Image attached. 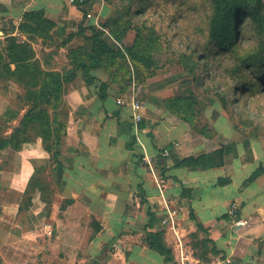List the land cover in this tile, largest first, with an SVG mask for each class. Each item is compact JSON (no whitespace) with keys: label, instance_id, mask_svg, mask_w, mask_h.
<instances>
[{"label":"crops","instance_id":"crops-1","mask_svg":"<svg viewBox=\"0 0 264 264\" xmlns=\"http://www.w3.org/2000/svg\"><path fill=\"white\" fill-rule=\"evenodd\" d=\"M101 1L90 0L80 8L71 0H0L2 98L12 100L14 92L26 93L22 85L1 74L9 63L7 40L17 37L31 42L20 31L28 12H43L55 24L52 40L31 42L34 59L46 72L73 75L65 84L62 105L68 106L72 117L62 139L59 162H50L52 186L58 211L65 200H72L95 228L91 225L86 247L65 264H264V175L247 182L264 164V156L243 158L234 152L225 156L222 167H175L179 160L212 151L201 150L190 126L156 104L141 107L143 120L137 129L134 97L119 99L108 75L93 69L91 74L108 87V97L102 101L99 88L89 86L81 69L74 68L69 52L79 48L91 53L90 29H99V19L111 13ZM81 24L85 31L77 35ZM118 101L124 102L118 105ZM11 133L5 129L0 137ZM165 152H169L167 157ZM51 158L52 153L34 145L22 151L9 148L0 154L2 264H40L51 256L66 260L62 255L65 248L60 244V248H52L46 236L48 224L38 216L43 209L21 210L24 195L42 164L40 159L46 163ZM220 178L229 182L220 185ZM233 205L237 206L235 218L229 214ZM198 222L204 226L200 236L209 242L211 258L207 262L196 257L183 241L188 229L198 231ZM154 232H163L172 262L148 247L146 239ZM213 249L217 254L211 253Z\"/></svg>","mask_w":264,"mask_h":264},{"label":"rangeland","instance_id":"rangeland-1","mask_svg":"<svg viewBox=\"0 0 264 264\" xmlns=\"http://www.w3.org/2000/svg\"><path fill=\"white\" fill-rule=\"evenodd\" d=\"M132 1L104 0L111 8V13H108L107 18L99 19L98 23L99 30L105 33L106 42L113 49L123 52L122 57H116L111 64H106L110 75L108 83L111 89L116 90L119 99L130 100L134 97L141 106L152 103L166 109L169 100L184 98L187 100L185 115L192 124L190 128L200 140L198 144L201 150L224 148L231 154L235 152L237 157L240 155L247 158L252 154L264 156V94L256 93V97L247 100L246 104H238L235 112L226 111L222 104L221 95L232 85L226 70L233 65L235 59L228 54L212 56V68L207 66L199 80L194 79V61L189 56L194 52L192 44L195 43L200 45L197 52L207 51L211 14L208 0H134V4ZM249 2L255 4L256 0ZM98 3L102 1L99 0ZM133 12L140 13L133 16ZM249 25L246 22L243 49L234 46L231 39L229 46L233 57H246L250 52L257 51L261 41L264 42V37L253 32V29L247 30ZM129 49L131 52H128ZM207 62L202 63V66L208 65ZM73 66L76 67L74 62ZM71 76L68 75L67 78ZM1 98L2 95L0 119L3 123H0V132L5 129L12 132L22 130L20 123L30 108L27 96L14 92L12 100L7 96ZM56 102L53 101V104H57ZM64 105L58 112L68 127L72 116L68 106ZM39 106V110L50 115L51 108L44 100L39 101ZM240 112L248 115L240 117ZM247 118L252 120V124ZM46 122L47 119H43V124ZM67 127L66 130L63 129V135L67 133ZM255 127L259 128L255 134L263 138L250 136L249 131ZM24 137L27 141L23 148L34 145L46 151V145H50V142L44 141L47 138L46 130L40 125L30 127L25 135L21 134V138ZM56 152L52 153V158L46 163L40 159L42 164L24 195L26 210H44L38 216L48 224L46 236H49L52 248H60L59 244L65 248L62 255L66 260L51 256L40 264L73 262L79 249L85 248L90 239L91 225L95 228L94 222L84 216L83 208L75 206L72 200H65L59 205L58 211V197L52 186L50 166ZM59 215L63 219H59ZM200 232L188 229L183 241L196 257L209 260L211 257L206 250L210 248L206 245L208 240L200 236Z\"/></svg>","mask_w":264,"mask_h":264},{"label":"trees","instance_id":"trees-1","mask_svg":"<svg viewBox=\"0 0 264 264\" xmlns=\"http://www.w3.org/2000/svg\"><path fill=\"white\" fill-rule=\"evenodd\" d=\"M89 1L83 0L82 3L76 1V5L81 8L82 5L87 4ZM208 3L211 7V14L208 24L210 38L206 45L207 51H202V53L197 52L196 49L200 45L198 43L192 44L194 55L189 56V59L191 58L194 61L193 69L196 81L199 80L200 74L207 66H211L212 68V56L228 54L235 59L233 65L226 70L227 76L231 77L228 79L232 81V85H227L229 86L228 90L223 95L218 93L221 95L224 109L229 112H235L238 104H246L247 100L256 97V93L264 94V42L261 41L257 51L250 52L246 57H240V55L233 57V52L229 46L231 39H233L232 44L234 46L237 45L242 47V49L244 48L246 22L250 24V27L247 29L248 31L253 29V32L258 33L260 37H264V0H256L255 4H251L249 0H208ZM132 4H134V0ZM138 13L140 12H133V16ZM54 27L55 24L48 20L43 12H28L24 15L20 31L32 43L37 41L38 38L46 43L52 40L51 33ZM84 31L83 24H81L77 35ZM90 31L92 33L90 37L93 46L92 52L87 53L78 48L71 50L69 56L72 63L74 62L81 69L84 81L89 86H97L99 88V98L104 101L108 97V87L105 83L100 82L94 77L91 71L93 69H100L110 77L109 68L106 64L108 62L111 64L116 57H122L123 52L120 49H113L106 42L105 33L102 30L91 28ZM75 36L74 34L69 39H73ZM7 41L9 63L4 65L1 75L4 79H12L26 89L25 96L28 98L27 103L30 108L20 123L22 130H13L10 135L0 137V154L9 148L14 151H22L27 138H21V134L25 135L30 127L40 125L46 130L47 138L44 141L50 142V145H46V151L53 153L56 150L54 160L55 163H58L59 159L57 160V158L61 155L62 139L66 134L65 132L63 135V129L66 130L67 127L66 123L61 120V114L58 111L63 105L64 87L70 78L62 77L56 72L44 71L40 63L34 59L35 52L33 51L31 42L22 41L17 37H11ZM78 52L80 55H78ZM128 52H131V50L129 49ZM1 59L2 56L0 54ZM208 60L209 62H207ZM206 62L209 64L202 66V63ZM10 64L15 65V68L12 69ZM40 100H44L51 108L49 116L45 111L39 110ZM53 101H57V104H53ZM185 102L187 100L184 98L169 100L166 103V110L192 127V124L185 115L187 111ZM239 115L242 117L248 114L240 112ZM43 119H47L45 124H43ZM247 119L252 124V120L250 118ZM258 129L255 127L253 130H250V136L256 139L263 138V136L255 134ZM229 153L224 148H218L199 157L191 156L179 160L176 162L175 167H185L192 170H210L222 167L225 164V156ZM162 170L165 171V168ZM262 175H264L263 163L252 173L247 182L252 183ZM218 182L220 185H224L229 182V179L220 178ZM25 206L26 203H24L21 210H26L27 207ZM190 216L195 220L193 212H190ZM196 227L199 232L204 230V226L199 222L196 224ZM146 243L149 248L164 256L166 261H173L172 250L166 244L163 232L149 233ZM208 243L207 241V247ZM211 253L217 254L214 249ZM204 261L207 262L209 260ZM0 264H2L1 261Z\"/></svg>","mask_w":264,"mask_h":264},{"label":"built area","instance_id":"built-area-1","mask_svg":"<svg viewBox=\"0 0 264 264\" xmlns=\"http://www.w3.org/2000/svg\"><path fill=\"white\" fill-rule=\"evenodd\" d=\"M76 1H79L80 3L83 2V0H71V3H75ZM123 102L122 101H118V105H122ZM141 104L139 102H136V100H133V103H132V108L134 110V114H133V121H134V124L136 126V128L138 129L139 128V124L142 122L143 120V116L141 115ZM169 155V152H165L164 153V156L167 157ZM230 216L232 217H237V206L236 205H233L230 212H229ZM229 263H231V261H228Z\"/></svg>","mask_w":264,"mask_h":264}]
</instances>
